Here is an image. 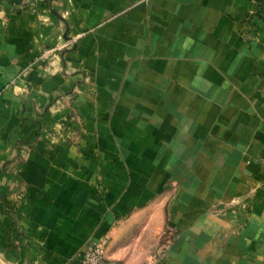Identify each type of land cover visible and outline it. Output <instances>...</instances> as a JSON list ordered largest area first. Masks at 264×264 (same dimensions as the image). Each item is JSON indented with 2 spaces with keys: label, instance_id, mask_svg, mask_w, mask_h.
Masks as SVG:
<instances>
[{
  "label": "crops",
  "instance_id": "crops-1",
  "mask_svg": "<svg viewBox=\"0 0 264 264\" xmlns=\"http://www.w3.org/2000/svg\"><path fill=\"white\" fill-rule=\"evenodd\" d=\"M105 236L264 264V0H1L0 264Z\"/></svg>",
  "mask_w": 264,
  "mask_h": 264
},
{
  "label": "built area",
  "instance_id": "built-area-1",
  "mask_svg": "<svg viewBox=\"0 0 264 264\" xmlns=\"http://www.w3.org/2000/svg\"><path fill=\"white\" fill-rule=\"evenodd\" d=\"M73 40H67L59 47L58 51L62 52L71 47ZM109 237L105 236L98 240H89L79 254L80 264H120L119 262L109 259L106 256V247Z\"/></svg>",
  "mask_w": 264,
  "mask_h": 264
},
{
  "label": "trees",
  "instance_id": "trees-1",
  "mask_svg": "<svg viewBox=\"0 0 264 264\" xmlns=\"http://www.w3.org/2000/svg\"><path fill=\"white\" fill-rule=\"evenodd\" d=\"M0 3H1V0H0ZM61 53H63V51ZM7 176H10V177H13L14 179H17V177L15 175H7Z\"/></svg>",
  "mask_w": 264,
  "mask_h": 264
}]
</instances>
